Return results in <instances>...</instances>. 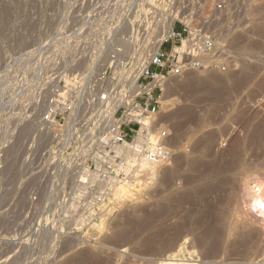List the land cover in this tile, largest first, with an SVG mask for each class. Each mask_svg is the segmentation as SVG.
<instances>
[{
	"label": "rangeland",
	"instance_id": "1",
	"mask_svg": "<svg viewBox=\"0 0 264 264\" xmlns=\"http://www.w3.org/2000/svg\"><path fill=\"white\" fill-rule=\"evenodd\" d=\"M231 5L221 33L237 68L171 81L157 121L171 157L153 178L147 170L123 183L114 208L90 223L100 205L50 177L48 136L36 120L53 77L68 73L60 67L70 51L83 42L75 59L83 70L116 20L134 16V0H0V168L8 161L11 194L21 178L27 195L25 224L6 221L0 172V264H264V210L247 192L264 183V111L256 106L264 92V0ZM123 43L128 52L131 42Z\"/></svg>",
	"mask_w": 264,
	"mask_h": 264
},
{
	"label": "built area",
	"instance_id": "2",
	"mask_svg": "<svg viewBox=\"0 0 264 264\" xmlns=\"http://www.w3.org/2000/svg\"><path fill=\"white\" fill-rule=\"evenodd\" d=\"M231 6V0H134V16L116 20L111 37L89 53L83 70L51 80L36 120L48 136L50 177L79 186L80 198L100 205L90 223L106 216L123 183L144 175L142 163L157 167L171 157L157 127L171 81L237 68L236 53L221 33ZM144 39L148 43L140 46ZM256 106L264 111V92ZM8 164L5 160L0 168L7 183L2 214L21 226L27 216L26 181L18 177L11 194ZM33 199L40 204L39 196ZM33 214L40 216L42 210ZM64 215L65 229L72 230V211Z\"/></svg>",
	"mask_w": 264,
	"mask_h": 264
},
{
	"label": "bare ground",
	"instance_id": "3",
	"mask_svg": "<svg viewBox=\"0 0 264 264\" xmlns=\"http://www.w3.org/2000/svg\"><path fill=\"white\" fill-rule=\"evenodd\" d=\"M258 28H259V26H258ZM260 31H261V33H263L264 34V21L262 22V24H261V27H260V29H259ZM93 34V33H92ZM90 35V34H89ZM94 36V35H93ZM92 36V37H93ZM92 37H91V39H92ZM89 38V37H88ZM81 39V38H80ZM83 39V38H82ZM84 40V39H83ZM89 40V39H88ZM92 41V40H91ZM91 41H89L88 43H91ZM84 42H86V44H87V40L86 41H84ZM78 43V42H77ZM81 44H83V42L82 43H80V45ZM85 44V43H84ZM78 45V44H77ZM78 46V47H75L73 50H71L70 51V53H69V58H68V60H66V61H64V63H62V65H61V67L60 68H63L64 69V72H68V73H72V72H77L78 70H81V68H82V64L83 63H81V64H79V63H77L76 62V60L75 59H77V54L79 53V54H81V52L82 51H84V46ZM76 46V45H75ZM87 46V45H86ZM90 46V45H89ZM141 46H142V43H141ZM89 48V47H88ZM86 52V51H85ZM88 52V51H87ZM87 52H86V54H87ZM84 54V53H83ZM86 56V55H85ZM76 57V58H75ZM82 57V56H81ZM80 57V58H81ZM83 58V57H82ZM79 59V58H78ZM245 76V75H244ZM167 97V96H166ZM166 97H164L163 98V100H162V104H167L170 100H168V97H167V99L165 100V98ZM173 99V98H172ZM164 105H162V106H164ZM160 130V129H159ZM41 137L39 136V139H40ZM163 143L166 145V143H165V140L163 139ZM140 168H141V170H144V171H147V170H150V174L152 175V178L155 176V171H154V169H155V167H152V166H150L148 163H146V162H144V163H142L141 164V166H140ZM149 175V174H148ZM151 178V179H152ZM254 183V182H253ZM252 186V185H251ZM254 189H255V191H254ZM254 189H253V187L251 188V187H247V192H248V196L250 195V194H254V199L251 197V196H249V198L251 197L252 199H253V203L252 204H250V205H253L254 204V206H255V208L257 209V212H258V210L259 211H261V210H264V183H258V184H256L255 185V187H254ZM126 192V191H125ZM127 193H128V191H127ZM122 194V193H121ZM129 194H131V193H129ZM132 195V194H131ZM132 196H134V195H132ZM253 196V195H252ZM130 197V196H129ZM251 199V200H252ZM249 203H250V201H249ZM262 214V213H261ZM13 244V243H12ZM159 264H189V263H186V262H183V261H180V260H178V258H177V260H172V259H165L164 261H162V262H160Z\"/></svg>",
	"mask_w": 264,
	"mask_h": 264
}]
</instances>
